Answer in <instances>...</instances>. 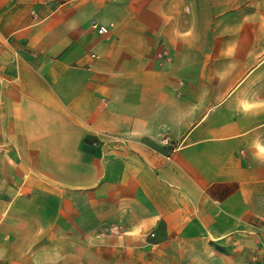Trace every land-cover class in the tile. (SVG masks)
<instances>
[{"label":"crops","instance_id":"1","mask_svg":"<svg viewBox=\"0 0 264 264\" xmlns=\"http://www.w3.org/2000/svg\"><path fill=\"white\" fill-rule=\"evenodd\" d=\"M257 143L264 0H0V264H264Z\"/></svg>","mask_w":264,"mask_h":264},{"label":"built area","instance_id":"2","mask_svg":"<svg viewBox=\"0 0 264 264\" xmlns=\"http://www.w3.org/2000/svg\"><path fill=\"white\" fill-rule=\"evenodd\" d=\"M94 27H96V25H94ZM98 32L99 33H105L106 32V29L104 27H99L98 28ZM164 54V53H161V55ZM92 59L95 58L96 56L94 54H92L90 56ZM117 233H125L123 228L119 225H106L102 228L101 230V235L104 236V235H107V234H117Z\"/></svg>","mask_w":264,"mask_h":264},{"label":"clouds","instance_id":"3","mask_svg":"<svg viewBox=\"0 0 264 264\" xmlns=\"http://www.w3.org/2000/svg\"><path fill=\"white\" fill-rule=\"evenodd\" d=\"M251 107H255V105H244V111L247 112ZM255 147H256V153L254 155V159L258 163L264 164V144L257 143Z\"/></svg>","mask_w":264,"mask_h":264},{"label":"rangeland","instance_id":"4","mask_svg":"<svg viewBox=\"0 0 264 264\" xmlns=\"http://www.w3.org/2000/svg\"><path fill=\"white\" fill-rule=\"evenodd\" d=\"M111 225H114V224H111ZM101 230H102V227L101 229L97 232L98 235L102 236L101 235ZM118 235H122V233H117V234H107L106 236H118ZM105 236V235H104ZM175 259H174V258ZM185 259H183L181 256H175V255H172V260H171V264H179V262H183L184 263ZM185 264V263H184ZM247 264H252L251 261H249ZM253 264H258L257 261H254Z\"/></svg>","mask_w":264,"mask_h":264}]
</instances>
